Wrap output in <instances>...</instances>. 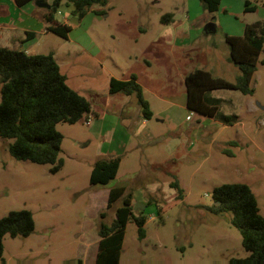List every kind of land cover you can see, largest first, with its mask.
Segmentation results:
<instances>
[{"label":"rangeland","instance_id":"1","mask_svg":"<svg viewBox=\"0 0 264 264\" xmlns=\"http://www.w3.org/2000/svg\"><path fill=\"white\" fill-rule=\"evenodd\" d=\"M44 1L51 5L54 0ZM250 3L254 12H245V0H221L219 9L209 13L199 0H108L80 19L63 0L55 19L63 23L67 16L72 27L68 37L37 32L35 40H25L23 32L25 42L3 40L18 32L0 24V46L16 44L31 55L53 53L68 85L100 113L106 115L107 99L111 108H124L119 116L128 134L121 140L126 148L120 152L124 156L116 179L99 186L90 185V174L110 145L100 128L111 127L116 116L111 110L104 126L94 116L91 125L84 119L58 124L64 136L63 167L56 173L51 165L13 158L8 148L14 140L0 137V219L10 211L28 210L35 222L26 238L4 237L0 264H76L79 259L94 264L100 215L104 212V222L110 224L121 205L107 208L116 183L136 189L133 203L143 207L136 212L147 217L143 239L134 222L127 225L118 264H210L248 256L232 214H215L209 207L215 187L245 183L264 215V44L251 80L252 95L214 91L212 96L220 100L215 119L202 121L187 110L184 80L201 69L236 83L240 71L228 60L225 36H242L247 24L264 23V0ZM7 13L12 9L0 7V18ZM166 15L170 21L164 20ZM208 24L213 26L206 32ZM131 75L144 87L153 112L147 125L137 113L141 107L134 95L109 93L112 77ZM224 115L238 116L230 125L241 123L225 127ZM174 181L184 199L171 188Z\"/></svg>","mask_w":264,"mask_h":264},{"label":"trees","instance_id":"2","mask_svg":"<svg viewBox=\"0 0 264 264\" xmlns=\"http://www.w3.org/2000/svg\"><path fill=\"white\" fill-rule=\"evenodd\" d=\"M37 0H15L18 7ZM63 0H54L50 9H45L47 31L59 37L67 38L72 27L60 23L55 14ZM205 11L216 12L221 0H199ZM108 0H67L73 7V15L82 19L94 6H106ZM245 12H254L250 0H245ZM100 14V11H94ZM171 20V15L164 17ZM35 37L27 32L26 40ZM230 47L229 62L238 67L240 75L236 83L214 77L208 71L196 69L186 75V107L190 113L200 117L215 119L219 112V99L212 93L216 90H238L243 95H252L251 80L257 70V62L264 44V23L254 22L245 26L242 36L226 35ZM0 137L13 139L9 145L10 155L17 160L30 161L40 165H51L56 173L63 167L60 158L64 136L57 129L58 124H77L85 120L92 112L90 101L68 85L67 77L53 53L28 54L22 49L0 46ZM110 94L124 93L134 95L146 120L153 117L149 103L136 75L127 80L114 77L110 80ZM238 116L224 115L226 124ZM236 122V121H235ZM228 152V151H226ZM230 154V153H229ZM122 156L97 160L90 174V185H108L115 180ZM177 191V198L184 199V190L178 181L171 183ZM213 205L209 210L215 214L230 212L231 223L241 234L242 245L248 256L230 258L227 261H214L210 264H264V216L260 213L258 200L252 189L245 183H228L215 187L212 192ZM115 218L110 224L101 213L98 224L99 244L94 264H118L121 256L125 229L134 222L140 239L145 237L144 226L147 217L143 211L136 212L133 203V191L114 185L108 193L107 208L117 203ZM35 228L34 218L28 210L10 211L0 219V261L3 259L5 236L11 238L28 237ZM76 264H83L81 259Z\"/></svg>","mask_w":264,"mask_h":264},{"label":"crops","instance_id":"3","mask_svg":"<svg viewBox=\"0 0 264 264\" xmlns=\"http://www.w3.org/2000/svg\"><path fill=\"white\" fill-rule=\"evenodd\" d=\"M4 6H8L10 8V10L12 9V13H7V14L3 15L0 18V24H2V23L5 24V25L2 24V26L7 27L6 28L7 30L16 31V32H18V34L16 36L13 35V34L12 35L10 34V36H8V37H3L2 33H1L0 37H3V40L10 41V42H18V41L19 42H25L23 37H22L23 32L25 34H27V32L35 33V37L31 38L30 40H35L36 39L37 32H42L43 34L44 33L45 34L50 33V32L47 31L48 24L45 21V17H44L45 16V12H41V10H39L40 8L38 9V6L36 5V2H30V3L26 4V5H24L23 7H18L16 5V3H15V0H0V7H4ZM72 11H73V7L71 8V12ZM63 22L68 24V25H70V21H69V19L67 20V16L64 17ZM211 25L208 24V26L212 27L213 25L212 26ZM0 27H1V25H0ZM208 30L210 31L209 27H208ZM3 47H9V46H3ZM9 48H11V47H9ZM12 49H18V48H16V44H14V47ZM22 50H24V49H22ZM124 80H127V79H124ZM139 84L142 86V84L140 82H139ZM142 88H143V91H144V87L143 86H142ZM213 94H214V92L212 93V95ZM90 103L92 105V112L89 115V117L87 119H85V121L86 120H90V125L92 123V120H91L92 116H94V118L97 121L101 120V122L103 123V126H104V124H106V122L108 121L106 119L107 118V116H106L107 112L109 110H111V112L116 114V116H113L114 120L112 122L111 127L106 129V125H105V129L100 128L101 133L103 134L102 135L103 138H107V139L110 140V145H109V147L107 148V150L105 152L106 155H103V157L101 159L112 158V157H117V156H124V155H120L121 154L120 152L123 151L126 148L125 145H123L125 143L121 142V140H126L128 138V136H127L128 134H127V128H125L123 126V122L121 121L122 119L119 116V115L122 116L124 114V112H125L124 108H122V107L121 108H119V107L111 108L110 101H109V99H107L106 103H105V107L107 109V112H106V115H105L103 113H100L97 110V108L93 105L92 101H90ZM137 108L139 109V107H137ZM137 113L138 114L139 113L142 114V111L139 109L137 111ZM199 118L202 121H204L206 119V118L200 117V116H199ZM148 121L149 120H146L144 118L143 123L147 125ZM240 123H241V121L238 120L232 125H227L226 124L224 126L225 127L233 126V125L236 126V125H239ZM232 144L239 146V143L237 144L236 142H232ZM116 185L121 186V187L129 188V186L127 187L125 185H121L120 183L119 184L116 183ZM150 190L152 191V187L150 188ZM137 193L138 192L135 189L133 191V198H137L138 197ZM258 205H259V203H258Z\"/></svg>","mask_w":264,"mask_h":264},{"label":"water","instance_id":"4","mask_svg":"<svg viewBox=\"0 0 264 264\" xmlns=\"http://www.w3.org/2000/svg\"><path fill=\"white\" fill-rule=\"evenodd\" d=\"M36 2V5L40 8V9H50L51 8V5L50 4H48L47 2H45L44 0H37V1H35ZM208 27L211 29L212 27H210V26H207V27H205V30H206V32L207 31H209L208 30ZM143 209V207H139L138 206V204H136V205H134V210L136 211V210H138V209Z\"/></svg>","mask_w":264,"mask_h":264},{"label":"built area","instance_id":"5","mask_svg":"<svg viewBox=\"0 0 264 264\" xmlns=\"http://www.w3.org/2000/svg\"><path fill=\"white\" fill-rule=\"evenodd\" d=\"M192 114V113H191ZM187 120H192V116L191 115H188L187 116ZM86 123L87 124H90V120H86Z\"/></svg>","mask_w":264,"mask_h":264}]
</instances>
